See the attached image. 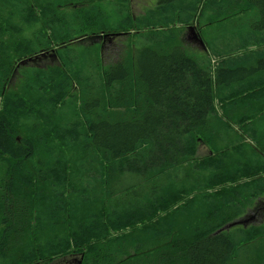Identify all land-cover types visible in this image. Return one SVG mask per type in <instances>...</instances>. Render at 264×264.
<instances>
[{"label": "trees", "instance_id": "obj_1", "mask_svg": "<svg viewBox=\"0 0 264 264\" xmlns=\"http://www.w3.org/2000/svg\"><path fill=\"white\" fill-rule=\"evenodd\" d=\"M101 1L0 0V264H264V221L217 232L264 197V0L124 6L133 38L109 63L68 34ZM205 9L214 42L194 54L182 32ZM42 46L56 63H17Z\"/></svg>", "mask_w": 264, "mask_h": 264}, {"label": "rangeland", "instance_id": "obj_2", "mask_svg": "<svg viewBox=\"0 0 264 264\" xmlns=\"http://www.w3.org/2000/svg\"><path fill=\"white\" fill-rule=\"evenodd\" d=\"M127 1V3H125ZM196 2V0H186V3H192ZM206 0H202V3H205ZM158 3V0H106V1H101L99 5L101 6L102 13L97 17V19L93 22H84L75 25V30H69L68 34L71 35L74 32L77 34L81 33H88L85 35L86 40H84L86 45H93L96 43L100 44V57L103 63H109L112 61L117 60L125 51L127 48L126 41L130 42L133 37H127L125 35V32L123 28H121V19L123 15L125 14V11L123 10L124 6L130 9L132 15L134 17L139 16L140 14H143L148 11L151 8H157L156 4ZM151 12V11H150ZM149 12V13H150ZM192 13V11H188L187 14ZM245 17L252 16V12L248 13H242ZM2 15V13H1ZM197 19V17H196ZM194 20L193 23L185 25L186 21H182L181 23L177 24L179 26H173V27H179L181 28L183 25H185V30H183V45L191 52L195 53H206V52H211V48H209V42L210 44L212 41L214 42L212 35L214 33V29L216 28V25H212L211 27L208 25L211 21L216 19V16L212 13L210 9H205L204 14L202 16V24L197 22V20ZM247 21V20H245ZM250 22V20H249ZM14 23V21H13ZM88 23V24H87ZM160 24V23H157ZM77 26L82 27V29H77ZM193 28V29H192ZM189 30H194V31H189ZM93 32H96L97 34L94 35ZM200 37L203 41V45L199 42L197 37ZM24 38H33L34 35L25 33L23 35ZM230 39V37H229ZM47 40H51L54 42L56 40V37L54 35L51 36L49 34ZM206 47V48H204ZM41 48V49H40ZM35 53L34 57L35 60H33L30 64L31 65H37L39 67L47 66L48 64H54L57 62V55L53 51L54 49L47 47V46H42L40 47ZM244 52V50L240 51ZM65 53V52H63ZM52 55L53 57H51ZM103 55V56H102ZM212 59H215L217 61V58L212 56ZM22 59H20L17 63H19ZM216 64V62H215ZM23 65V64H22ZM90 73L95 74L92 70V68H88ZM71 71V70H70ZM16 79V78H15ZM14 79V80H15ZM74 90L77 88H73ZM82 98H84L82 96ZM90 104H93L94 109H97L99 113L101 114L102 112V106L98 104V102L91 101ZM217 106L219 108V104L217 102ZM264 109V107H263ZM262 109V110H263ZM60 113L59 117L57 118V123H61L63 120H66V122L69 121V119H76V111L75 107L72 105V99L68 98L65 102V105L60 108L58 111ZM221 112V109H220ZM259 119V116H258ZM258 127L261 129V131H264V122L262 124H258ZM236 132H232V136H228L229 138H234L236 136ZM54 142H58L57 138L54 140ZM258 142L263 146L264 148V140H258ZM247 148H249V145H246V151L248 156H253L256 157L254 153L250 152ZM207 154H211L208 146L204 143H201L199 145V151H198V157H204ZM233 157L236 156L238 158V153L237 152H232ZM260 158V157H259ZM262 159V158H260ZM261 163V160H260ZM235 169H238V166L234 167ZM261 174L263 175L262 178L259 180L255 181V186L256 188H263L264 187V169L261 170ZM255 179V178H254ZM249 181V178H247ZM235 186V184H230L229 187ZM261 199H264L261 198ZM201 201L200 195L196 196V199L194 200L195 206L196 207ZM259 201V200H258ZM183 203L188 204V197L183 200ZM246 203V202H245ZM257 205V204H256ZM245 208V212L248 209ZM256 207V206H255ZM254 207V208H255ZM254 208H250L247 212V217L248 219L247 222L241 224V220L245 218V216L238 218L234 220L236 221V225H257L259 223H262L264 221V210L262 211V214L258 211H254ZM244 212V213H245ZM243 213V214H244ZM251 215H254L253 219L250 218ZM250 218V219H249ZM233 222V220H232ZM238 223V224H237ZM234 225V226H236ZM233 227V226H232ZM249 250V247L246 248V251ZM78 251V250H77ZM77 251H72L70 254H67L66 256H61L60 258L54 259L53 261L46 262V261H38L37 263L34 264H81L83 260V255H79L76 252Z\"/></svg>", "mask_w": 264, "mask_h": 264}, {"label": "water", "instance_id": "obj_3", "mask_svg": "<svg viewBox=\"0 0 264 264\" xmlns=\"http://www.w3.org/2000/svg\"><path fill=\"white\" fill-rule=\"evenodd\" d=\"M192 29H193V28H192ZM192 31H194V30H192ZM196 37H197V39L199 40V42L203 45V41H202V39H201L200 37H198V36H196ZM204 48H206V47H204ZM33 60H35L34 57H28V58H26V59L21 60V61H20V64L28 65V64H30ZM245 222H246L245 219H242V220H241V224H243V223H245ZM235 223H236V221H235V222L233 221V222H231V223L225 225V226L222 227L221 229H219L217 232H220V231H223V230H225V229H228V228H230V227L236 225ZM237 224H238V223H237ZM81 261H82V260H81Z\"/></svg>", "mask_w": 264, "mask_h": 264}, {"label": "flooded vegetation", "instance_id": "obj_4", "mask_svg": "<svg viewBox=\"0 0 264 264\" xmlns=\"http://www.w3.org/2000/svg\"><path fill=\"white\" fill-rule=\"evenodd\" d=\"M192 31V30H189ZM51 57H53L52 55H50ZM264 210V199H259L256 207L254 208V211H258L262 214V211ZM247 217V216H246ZM246 217L244 218L246 220V222L248 221V219H246ZM254 215H251L250 218L253 219ZM249 218V219H250Z\"/></svg>", "mask_w": 264, "mask_h": 264}]
</instances>
